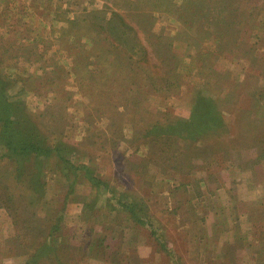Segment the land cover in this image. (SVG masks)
Masks as SVG:
<instances>
[{"label":"rangeland","instance_id":"rangeland-1","mask_svg":"<svg viewBox=\"0 0 264 264\" xmlns=\"http://www.w3.org/2000/svg\"><path fill=\"white\" fill-rule=\"evenodd\" d=\"M0 103V264H264V0H0Z\"/></svg>","mask_w":264,"mask_h":264},{"label":"trees","instance_id":"trees-1","mask_svg":"<svg viewBox=\"0 0 264 264\" xmlns=\"http://www.w3.org/2000/svg\"><path fill=\"white\" fill-rule=\"evenodd\" d=\"M213 99H211V121L210 118H208V115L200 113L201 118L203 120L201 125H198L200 128L199 130L203 131L204 129H208L211 126L215 127L218 126L220 123V119H216L214 117V106L215 102L213 103ZM204 101H202L203 103ZM2 106V104L0 103ZM3 107V106H2ZM193 116L191 117L190 120L188 121H175L174 123H171L163 129L165 136L170 137V134H175L179 132L178 126H185L186 124H189L190 126H194L193 121H197L195 116L197 113V106L193 108ZM1 123L2 126H5L8 124L9 120L7 117L5 119L1 118ZM215 124V125H214ZM204 127V128H202ZM157 130V129H155ZM201 131L199 133H201ZM7 200V199H6ZM5 207L7 209H12L11 206L6 205L4 203ZM13 214V213H12ZM15 229L17 232L9 238L11 240V245L9 247V252L8 254H18V255H23L26 258V264H42L41 261L47 260L49 262H55V264H71L70 260L67 261V259H62L64 258L65 253H68V249L70 248V245L64 244V242L59 243V244H50V241L48 240L49 237L53 235H47L46 233L48 230H46V233H44L42 230L44 229H38L34 226H32L31 223L25 224L24 219H19L20 214L16 213L15 214ZM61 215L58 216L57 218V223L52 226V229L54 230L53 232L50 231L51 234H54L56 232H59V222L61 220ZM52 253H56L55 258L52 257ZM63 256V257H62ZM63 261L62 263H60ZM116 262V261H115ZM113 261V263L115 264Z\"/></svg>","mask_w":264,"mask_h":264}]
</instances>
